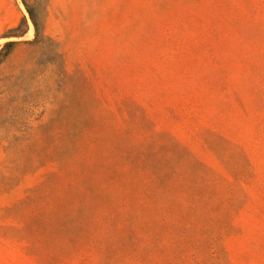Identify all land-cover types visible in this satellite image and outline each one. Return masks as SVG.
I'll list each match as a JSON object with an SVG mask.
<instances>
[{
    "label": "rangeland",
    "instance_id": "rangeland-1",
    "mask_svg": "<svg viewBox=\"0 0 264 264\" xmlns=\"http://www.w3.org/2000/svg\"><path fill=\"white\" fill-rule=\"evenodd\" d=\"M0 264H264V0H0Z\"/></svg>",
    "mask_w": 264,
    "mask_h": 264
},
{
    "label": "trees",
    "instance_id": "trees-1",
    "mask_svg": "<svg viewBox=\"0 0 264 264\" xmlns=\"http://www.w3.org/2000/svg\"><path fill=\"white\" fill-rule=\"evenodd\" d=\"M14 44H15V42H9V43L4 45V48L10 47V46H12Z\"/></svg>",
    "mask_w": 264,
    "mask_h": 264
}]
</instances>
